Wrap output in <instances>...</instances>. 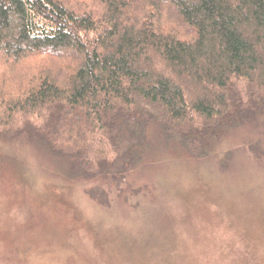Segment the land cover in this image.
Here are the masks:
<instances>
[{
  "label": "trees",
  "instance_id": "trees-1",
  "mask_svg": "<svg viewBox=\"0 0 264 264\" xmlns=\"http://www.w3.org/2000/svg\"><path fill=\"white\" fill-rule=\"evenodd\" d=\"M263 110L264 0H0V137L85 180L128 174L151 123L202 157Z\"/></svg>",
  "mask_w": 264,
  "mask_h": 264
},
{
  "label": "rangeland",
  "instance_id": "rangeland-1",
  "mask_svg": "<svg viewBox=\"0 0 264 264\" xmlns=\"http://www.w3.org/2000/svg\"><path fill=\"white\" fill-rule=\"evenodd\" d=\"M162 134L151 123L128 174L93 180L0 137V264H264V110L202 157Z\"/></svg>",
  "mask_w": 264,
  "mask_h": 264
}]
</instances>
